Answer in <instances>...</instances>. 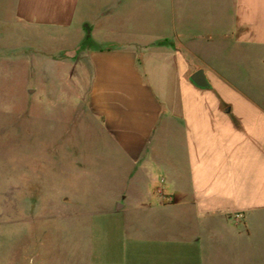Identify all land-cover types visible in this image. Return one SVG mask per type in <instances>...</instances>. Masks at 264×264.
Here are the masks:
<instances>
[{
	"label": "crops",
	"instance_id": "obj_1",
	"mask_svg": "<svg viewBox=\"0 0 264 264\" xmlns=\"http://www.w3.org/2000/svg\"><path fill=\"white\" fill-rule=\"evenodd\" d=\"M126 2L14 0L13 13L71 35L58 53L76 62L77 119L133 182L115 211L157 218L185 264H264V103L241 80L263 84L264 0H142L141 31ZM198 69L209 88L189 80Z\"/></svg>",
	"mask_w": 264,
	"mask_h": 264
},
{
	"label": "rangeland",
	"instance_id": "obj_2",
	"mask_svg": "<svg viewBox=\"0 0 264 264\" xmlns=\"http://www.w3.org/2000/svg\"><path fill=\"white\" fill-rule=\"evenodd\" d=\"M13 3L0 0V264H185L191 251L160 241L157 218L112 205L120 192L131 200L133 182L77 119L76 62L58 53L71 35L19 23ZM126 3L141 31L142 0ZM241 80L264 103V78L256 92ZM192 221L177 231L190 234Z\"/></svg>",
	"mask_w": 264,
	"mask_h": 264
},
{
	"label": "water",
	"instance_id": "obj_3",
	"mask_svg": "<svg viewBox=\"0 0 264 264\" xmlns=\"http://www.w3.org/2000/svg\"><path fill=\"white\" fill-rule=\"evenodd\" d=\"M189 80L193 85L200 89H207L210 87V84L202 69H198L192 73V75L189 77Z\"/></svg>",
	"mask_w": 264,
	"mask_h": 264
},
{
	"label": "built area",
	"instance_id": "obj_4",
	"mask_svg": "<svg viewBox=\"0 0 264 264\" xmlns=\"http://www.w3.org/2000/svg\"><path fill=\"white\" fill-rule=\"evenodd\" d=\"M242 219H243V215H242L241 213L235 214V215L233 216V220H234V222H236V223H239L240 221H242Z\"/></svg>",
	"mask_w": 264,
	"mask_h": 264
}]
</instances>
